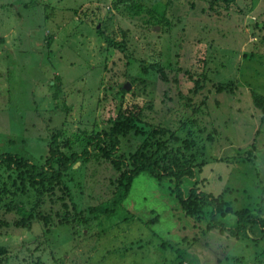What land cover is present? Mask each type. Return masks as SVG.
Masks as SVG:
<instances>
[{"label": "rangeland", "instance_id": "rangeland-1", "mask_svg": "<svg viewBox=\"0 0 264 264\" xmlns=\"http://www.w3.org/2000/svg\"><path fill=\"white\" fill-rule=\"evenodd\" d=\"M133 1L0 0V151L40 168L52 135L80 152L119 108L139 111L146 131L170 130L178 150L187 145L197 174L183 189L217 197V217L233 227L235 211L264 204V109L252 96H264V0ZM142 137L121 136L120 152ZM118 177L95 151L46 197L49 219L23 222L12 206L36 194L0 166V264L264 262L259 226L234 237L212 224L210 206L186 215L174 179L145 172L116 203Z\"/></svg>", "mask_w": 264, "mask_h": 264}, {"label": "trees", "instance_id": "trees-1", "mask_svg": "<svg viewBox=\"0 0 264 264\" xmlns=\"http://www.w3.org/2000/svg\"><path fill=\"white\" fill-rule=\"evenodd\" d=\"M136 2L133 0H116L119 7ZM105 38L107 39L106 36ZM252 96L254 105L264 109V96L256 92H253ZM180 97L185 100L184 105L188 106L190 103L189 98L186 95ZM107 125L109 128L104 129L102 134L96 133L86 136L82 140L85 142L80 152L70 150L69 153H66L60 146L67 145L66 143L69 144L71 140L67 139V142L60 144L56 139L60 134L52 135L53 140L49 144L48 154L40 168H37L35 164L19 153L0 151V166L17 171L21 180H27L30 187L33 188L34 194H36V199L30 206L22 202L13 204L12 209L20 217V220L26 222L27 218L35 216L45 221L49 219L43 209L48 201L46 197L54 195L55 189L64 183V173L76 161L80 159L88 160L95 155V151H98L112 162L119 172L116 185L118 188L116 203L126 197L133 178L145 172L157 180L174 179V196L181 204L186 215H200L204 211V207L210 206L209 215L212 224L220 230L229 231L234 237L245 236L248 233L249 226L252 225L259 226L264 232L263 197L254 209L244 208L235 211V225L231 227L225 226L223 221L217 217L218 214L223 215L224 213L223 203L219 202L217 197L204 191H198L195 186L183 189V180H195L197 170L195 157L189 154L190 149L187 148V145L183 147L186 152L177 149L179 147L175 144L179 141L178 134H172L170 130H165L159 135L157 128L146 131L141 118H139V111L126 108H119L114 116L107 119ZM185 127H187L186 123L182 125V128ZM169 132L170 134L166 135ZM187 132L189 134L190 129ZM130 134L143 135V137L138 147L129 155H125L119 150L120 137ZM77 138L82 137L78 136ZM185 141L191 145V140L185 139ZM61 198L62 196H60ZM73 207H75L74 204ZM103 211L108 212V209L104 208ZM4 252L5 247L0 244V255ZM262 263L264 262L259 258L255 264Z\"/></svg>", "mask_w": 264, "mask_h": 264}, {"label": "water", "instance_id": "water-1", "mask_svg": "<svg viewBox=\"0 0 264 264\" xmlns=\"http://www.w3.org/2000/svg\"><path fill=\"white\" fill-rule=\"evenodd\" d=\"M125 87L128 88V84H126Z\"/></svg>", "mask_w": 264, "mask_h": 264}]
</instances>
